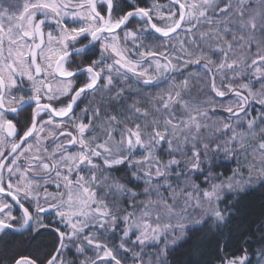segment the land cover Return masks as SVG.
<instances>
[{
    "label": "snow or ice",
    "instance_id": "obj_1",
    "mask_svg": "<svg viewBox=\"0 0 264 264\" xmlns=\"http://www.w3.org/2000/svg\"><path fill=\"white\" fill-rule=\"evenodd\" d=\"M0 264H264V0H0Z\"/></svg>",
    "mask_w": 264,
    "mask_h": 264
},
{
    "label": "trees",
    "instance_id": "obj_2",
    "mask_svg": "<svg viewBox=\"0 0 264 264\" xmlns=\"http://www.w3.org/2000/svg\"><path fill=\"white\" fill-rule=\"evenodd\" d=\"M257 195H259V191H258ZM257 203H259V201H257ZM253 247H256V245L254 244ZM177 255H179V254H177Z\"/></svg>",
    "mask_w": 264,
    "mask_h": 264
},
{
    "label": "rangeland",
    "instance_id": "obj_3",
    "mask_svg": "<svg viewBox=\"0 0 264 264\" xmlns=\"http://www.w3.org/2000/svg\"><path fill=\"white\" fill-rule=\"evenodd\" d=\"M164 2H166V0H164Z\"/></svg>",
    "mask_w": 264,
    "mask_h": 264
}]
</instances>
